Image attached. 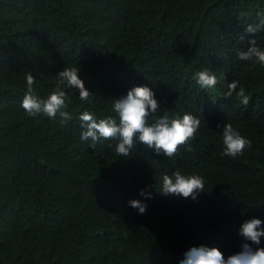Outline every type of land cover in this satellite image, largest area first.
<instances>
[{
  "label": "trees",
  "instance_id": "trees-1",
  "mask_svg": "<svg viewBox=\"0 0 264 264\" xmlns=\"http://www.w3.org/2000/svg\"><path fill=\"white\" fill-rule=\"evenodd\" d=\"M260 12L264 0H0V264H179L202 245L227 258L244 222L264 228V68L237 55L250 39L264 49V31L245 35ZM65 67L80 68L92 102L66 89L65 126L29 117L25 73L45 98ZM205 69L223 77L214 88L193 79ZM233 80L249 105L225 99ZM139 85L155 93L158 115L200 119L193 151L168 159L137 141L122 158L117 140L81 141L82 111L114 116L112 99ZM225 123L251 141L236 159L221 155ZM176 170L204 178L196 201L161 194L162 175Z\"/></svg>",
  "mask_w": 264,
  "mask_h": 264
},
{
  "label": "clouds",
  "instance_id": "clouds-1",
  "mask_svg": "<svg viewBox=\"0 0 264 264\" xmlns=\"http://www.w3.org/2000/svg\"><path fill=\"white\" fill-rule=\"evenodd\" d=\"M257 17V23L249 24L245 28V35L254 36L264 31V12L258 13ZM245 35L240 36L242 41ZM248 44L246 51L237 53L238 58L252 62L253 66L259 65L264 68V49L257 46L255 39H250ZM79 73L78 67H65L56 73V86L45 98H41L34 88L35 77L30 72L25 73L27 90L20 107L33 119L45 116L54 120L59 116L60 125L65 126L73 118L67 111L72 99L66 89H75L79 92L78 98L81 101L92 102L93 93L86 88ZM222 78H218L207 69L198 71L193 76L201 89L214 88ZM227 88L225 99L235 93L242 105H249L250 97L239 81L233 80L227 84ZM111 111L114 116L99 119L95 113L88 110L79 114L78 119L82 129L80 139L90 140L89 148L95 149L96 145L104 140H117L114 151L122 158L130 155L137 141L153 149L156 155L163 153L168 159L175 157L182 146H185L187 152L193 151L190 141L195 138L200 127V119L190 113L170 117L166 110L163 115H158L161 111L160 103L152 89L145 85L134 86L126 95L112 99ZM150 118L151 123H149ZM221 134L223 145L221 155L224 157L236 159L251 147V141L241 135L230 123L223 124ZM204 186L205 181L202 176L185 175L176 170L171 176L162 175L161 194L166 197L180 196L196 201L198 196L205 192ZM140 195L145 199L152 198L151 193L145 189L140 191ZM129 206L138 209L140 214H144L147 208V205L139 200H130ZM261 225L262 221L255 218L244 222L239 230V235L244 241L240 251L227 258L217 247L202 245L190 248L179 264H264V247H260L264 228H261Z\"/></svg>",
  "mask_w": 264,
  "mask_h": 264
}]
</instances>
